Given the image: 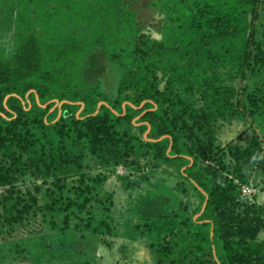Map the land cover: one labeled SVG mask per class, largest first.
I'll return each instance as SVG.
<instances>
[{"label":"trees","instance_id":"obj_1","mask_svg":"<svg viewBox=\"0 0 264 264\" xmlns=\"http://www.w3.org/2000/svg\"><path fill=\"white\" fill-rule=\"evenodd\" d=\"M261 4L0 0V243L41 229L108 243L113 193L104 171L84 172L89 159L125 170L123 189L159 171L175 179L184 199L129 227L153 239L154 264H264V203L240 192L264 187ZM152 13L157 38L145 30ZM52 100L68 103L49 111ZM233 120L243 129L220 145V124ZM60 168L79 174L67 181Z\"/></svg>","mask_w":264,"mask_h":264},{"label":"rangeland","instance_id":"obj_2","mask_svg":"<svg viewBox=\"0 0 264 264\" xmlns=\"http://www.w3.org/2000/svg\"><path fill=\"white\" fill-rule=\"evenodd\" d=\"M260 18L258 31L264 34V0L260 5ZM149 17V18H148ZM155 14L147 16L144 20L145 30L157 38L158 34L154 28ZM243 129L241 122L231 121L220 124L217 130V140L220 145L234 139L239 131ZM249 133L244 134L242 140L236 143L242 144L247 139ZM84 172L94 174L104 171L107 179L102 184L103 191L113 193V207L110 211L111 226L115 233L106 238V242L100 240L85 239L64 242L48 233L46 229H41L38 234H26L18 232L4 243H0V264H28L55 262L58 264H69L76 260H87L90 264H154L151 260L146 246L153 239L148 236H139L129 230V227L140 219L143 214H148L156 210L168 211L175 208L178 200L184 197L174 192L173 185L175 179L162 172H158L149 179L148 182H139L136 189H123L121 181L125 170L116 168L115 170H101L93 160H84ZM87 167V168H86ZM143 170L142 173H145ZM79 171L72 168H60L56 171V176L64 177L67 181L77 177ZM139 173L129 180L136 181ZM261 176L257 171H253L248 177V184L261 187ZM257 191L252 187V194H255L257 203H264V187ZM250 195V196H251ZM176 197V199L174 198ZM142 207H148L140 211ZM149 210V211H148ZM259 239H264V232L258 234ZM15 250V251H14Z\"/></svg>","mask_w":264,"mask_h":264},{"label":"water","instance_id":"obj_3","mask_svg":"<svg viewBox=\"0 0 264 264\" xmlns=\"http://www.w3.org/2000/svg\"><path fill=\"white\" fill-rule=\"evenodd\" d=\"M28 93V92H27ZM27 93L25 94V96L27 95ZM11 96H15V95H13V94H11ZM7 98V96H5L4 97V100ZM35 101H36V97H35ZM52 102L54 103V105L49 109V111H51L54 107H59L62 103H68V102H66V101H61V102H56L55 100H52ZM47 103H45V104H43V105H38L39 107H44L45 105H46ZM74 104V103H73ZM78 105H79V108H78V110L75 112V115L77 116V114L80 112V110H81V108H82V103H77ZM124 104V103H123ZM123 104H122V106H123ZM100 105H104V106H106V104L104 103V102H98L97 104H96V107H95V110H94V112L92 113V115H94L96 112H97V110H98V107L100 106ZM112 113L113 114H116L114 111H112ZM58 116H59V111L57 110V113H56V117H55V119L52 121V122H54L57 118H58ZM136 118H138V117H135L133 120H135ZM133 120H132V122H133ZM148 127V126H147ZM146 134H147V129L143 132V134H142V137H143V139L144 140H147V141H156V140H151V139H147L146 138ZM160 139V138H159ZM159 139H157V140H159ZM168 151V148L166 149V152ZM187 158V160L189 161V163H191V160H190V158H188V157H186ZM183 169V168H182ZM201 193H202V195L204 196V202H203V204H202V206H201V209H200V211H199V213L202 211V209H203V205H204V203H205V200H206V196H205V194L201 191ZM198 213V214H199ZM197 214V215H198ZM197 215H195L194 217H196Z\"/></svg>","mask_w":264,"mask_h":264},{"label":"built area","instance_id":"obj_4","mask_svg":"<svg viewBox=\"0 0 264 264\" xmlns=\"http://www.w3.org/2000/svg\"><path fill=\"white\" fill-rule=\"evenodd\" d=\"M240 192L244 196H250V194L252 193V189L250 187L242 186Z\"/></svg>","mask_w":264,"mask_h":264}]
</instances>
